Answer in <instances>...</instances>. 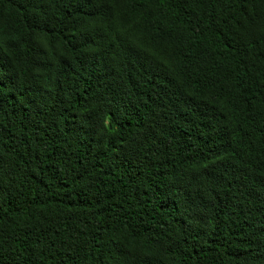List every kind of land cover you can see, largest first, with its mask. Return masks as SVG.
<instances>
[{"label":"trees","instance_id":"16d2710c","mask_svg":"<svg viewBox=\"0 0 264 264\" xmlns=\"http://www.w3.org/2000/svg\"><path fill=\"white\" fill-rule=\"evenodd\" d=\"M0 264H264V0H0Z\"/></svg>","mask_w":264,"mask_h":264}]
</instances>
